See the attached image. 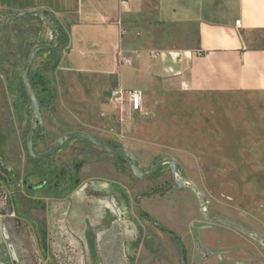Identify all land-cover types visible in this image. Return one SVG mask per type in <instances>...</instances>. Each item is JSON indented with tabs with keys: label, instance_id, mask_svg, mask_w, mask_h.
<instances>
[{
	"label": "rangeland",
	"instance_id": "obj_1",
	"mask_svg": "<svg viewBox=\"0 0 264 264\" xmlns=\"http://www.w3.org/2000/svg\"><path fill=\"white\" fill-rule=\"evenodd\" d=\"M154 15L147 13L143 26L135 21L131 47L197 46L195 27L159 25ZM30 23L0 15V264H184L183 248L188 264H264V143L232 133L222 118L224 100L185 96L161 84L144 93L143 109L134 113L127 97L123 105L113 100L114 82L105 90L102 80L88 77L53 80L48 71L60 55L39 51L30 79L37 73L47 79L51 95L35 89L43 118L37 125L31 97L21 89L22 70L31 52L49 42L52 28ZM32 129L37 153L83 131L132 154L144 173L175 160L177 180L192 182L199 193L178 186L169 164L157 177L139 178L129 159L77 138L48 161L80 179L63 212L68 198L52 197L36 177L26 182Z\"/></svg>",
	"mask_w": 264,
	"mask_h": 264
},
{
	"label": "crops",
	"instance_id": "obj_2",
	"mask_svg": "<svg viewBox=\"0 0 264 264\" xmlns=\"http://www.w3.org/2000/svg\"><path fill=\"white\" fill-rule=\"evenodd\" d=\"M35 11L47 13L69 37L53 80L88 77L102 80L105 90L114 82L116 92L172 85L185 96L221 99L232 133L264 143V0H0L6 20ZM152 11L159 25L195 27L197 46L131 47L130 29L135 21L143 26ZM46 40H53L52 29ZM122 57L132 66L121 64Z\"/></svg>",
	"mask_w": 264,
	"mask_h": 264
},
{
	"label": "water",
	"instance_id": "obj_3",
	"mask_svg": "<svg viewBox=\"0 0 264 264\" xmlns=\"http://www.w3.org/2000/svg\"><path fill=\"white\" fill-rule=\"evenodd\" d=\"M32 17H39L44 22H46L48 26H51V22L49 20H47L45 13L41 12V11L25 13L24 15H12V16L8 17L6 22L9 19L24 20V19H28V18H32ZM44 49H46V46H44V45L37 46L31 52V54L28 57L25 65L23 67V70H22V82L26 88V91L29 93V95L31 97L34 114L36 116V124L40 125V126H43L41 106H40V103H39V100H38V97H37L35 91L29 87V71L33 65V62L37 56V53L41 50H44ZM35 136H36V131H35V129H32L28 138H27V142H26L28 155L30 158H32L34 160H39V161L48 160L49 158L53 157L57 152H59L68 141H70L72 139L79 138V139H83V140L91 143L95 147H97L103 151H106L107 153H109L111 155L121 156V157H124L126 159H129L131 161L130 165H131V169H132L133 173L139 178H147L150 175H152L154 172H156L159 168H161L163 165L169 164L171 167L173 177L177 181L178 186H182L183 184H188L191 187H193L199 193V191L195 188V185L192 182L184 180V179L177 180V171H176V161L175 160H164V161L160 162L159 164H157L153 168L151 173H144V172H141L138 170V168L135 164V158L133 157L132 154H130L129 152H127L123 149L112 148V147L104 144L103 142H101L100 140H98L96 137H94L93 135H91L89 133H86L83 131L66 133L62 137L59 138L58 143L54 147H52L49 151H47L45 153H37L35 151V147H34V137ZM183 260H184V264H188L187 263V250L185 248H183Z\"/></svg>",
	"mask_w": 264,
	"mask_h": 264
},
{
	"label": "trees",
	"instance_id": "obj_4",
	"mask_svg": "<svg viewBox=\"0 0 264 264\" xmlns=\"http://www.w3.org/2000/svg\"><path fill=\"white\" fill-rule=\"evenodd\" d=\"M47 20L51 22V28L54 33V35L57 37V42L55 44V40L51 42H47L45 44H42L46 46V49L41 50V53H47L49 54V58L56 59L60 53L65 50L69 43V37L65 31L62 29H56L54 21L51 19V17L45 13ZM58 62V59H57ZM55 70V68L51 71H48V73H51ZM30 72L29 71V87L35 91L36 87H39L42 89L43 92L50 94V82L43 78L40 74H35L33 78L30 79ZM21 89L24 92L25 95L29 97V93L26 91V88L21 82ZM39 103L41 104L40 99ZM30 162L32 165V169L27 173L26 175V181L30 177H36L38 178L43 187H46L48 189V192L50 195L57 196V197H67L72 192H74L80 185L79 179L77 176L68 175L66 169L64 167L58 168V167H52L48 164V161H39L34 160L30 158ZM80 163H76L75 167L77 169L79 168ZM118 168L122 171H125V168L123 166H118ZM4 175H8L7 170H4ZM154 177L158 176V172H154ZM160 191H155L154 194H159ZM145 197H148V194L145 195ZM146 218L147 215H145ZM161 231L164 233H168L165 229L161 228Z\"/></svg>",
	"mask_w": 264,
	"mask_h": 264
},
{
	"label": "built area",
	"instance_id": "obj_5",
	"mask_svg": "<svg viewBox=\"0 0 264 264\" xmlns=\"http://www.w3.org/2000/svg\"><path fill=\"white\" fill-rule=\"evenodd\" d=\"M136 56H139V53H136ZM121 64L126 66H132V61L128 58L122 57ZM126 91H117L113 94V100L120 105L125 103V98L127 97L129 102V109L131 112H141L143 109L145 96L142 91H129L128 94ZM127 95V96H125Z\"/></svg>",
	"mask_w": 264,
	"mask_h": 264
},
{
	"label": "flooded vegetation",
	"instance_id": "obj_6",
	"mask_svg": "<svg viewBox=\"0 0 264 264\" xmlns=\"http://www.w3.org/2000/svg\"><path fill=\"white\" fill-rule=\"evenodd\" d=\"M45 161H47V160H45ZM78 169H79V168H78ZM78 169H77V167H75V171H76V172L78 171ZM121 171H122V170H121ZM67 173H68V172H67ZM68 175H72V174L68 173ZM73 176H77V177H78L77 174H73ZM78 179H79V177H78ZM26 182H27V181H26ZM39 182H40V186H41V188H46V187H43V186H42V183H41L40 180H39ZM79 182H80V179H79ZM79 186H80V185H79ZM78 188H79V187H78ZM78 188H77V189H78ZM46 189H47V188H46ZM77 189H76V190H77ZM76 190H75L74 192H72L69 196H67V197H63V198H61V197H57V196H53V195H51V196L54 197V198H56V199H67V198H68L67 201H66L67 204H66V206H65V207L63 208V210H62V211L64 212V211H66V210L68 209V205H69L70 201H71L72 198H73L72 195L76 192ZM47 191H48V189H47ZM48 193H49V192H48ZM49 195H50V194H49ZM69 197H70V198H69ZM69 199H70V200H69ZM97 210L99 211V209H97ZM138 211L144 216L145 219L150 220V219H149V216H148V214H147L146 212L142 211L140 208L138 209ZM63 212H62V213H63ZM145 215H147L148 218H146ZM84 223H85L84 225L87 226V228L89 227V229H90V228L92 229L93 226H94V225L90 224L88 221H86V222H84ZM89 224H90V225H89ZM168 233H169V232H168ZM170 234H172V235L175 237V239L178 240V238H177L173 233H170ZM73 247H74V246H73ZM74 249H75V248H74Z\"/></svg>",
	"mask_w": 264,
	"mask_h": 264
},
{
	"label": "bare ground",
	"instance_id": "obj_7",
	"mask_svg": "<svg viewBox=\"0 0 264 264\" xmlns=\"http://www.w3.org/2000/svg\"><path fill=\"white\" fill-rule=\"evenodd\" d=\"M195 185V184H194ZM195 187H197L196 185H195Z\"/></svg>",
	"mask_w": 264,
	"mask_h": 264
}]
</instances>
